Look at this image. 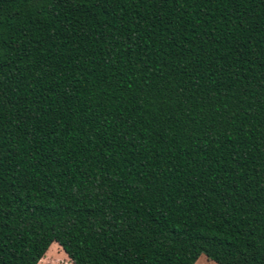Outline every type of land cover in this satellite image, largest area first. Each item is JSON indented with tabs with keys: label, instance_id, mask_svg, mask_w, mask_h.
Returning <instances> with one entry per match:
<instances>
[{
	"label": "trees",
	"instance_id": "1",
	"mask_svg": "<svg viewBox=\"0 0 264 264\" xmlns=\"http://www.w3.org/2000/svg\"><path fill=\"white\" fill-rule=\"evenodd\" d=\"M264 264V0H0V264Z\"/></svg>",
	"mask_w": 264,
	"mask_h": 264
},
{
	"label": "rangeland",
	"instance_id": "2",
	"mask_svg": "<svg viewBox=\"0 0 264 264\" xmlns=\"http://www.w3.org/2000/svg\"><path fill=\"white\" fill-rule=\"evenodd\" d=\"M43 257L44 259L42 260V262H39L37 264H73L56 242L51 243ZM193 264L216 263L209 260L204 254H201Z\"/></svg>",
	"mask_w": 264,
	"mask_h": 264
},
{
	"label": "crops",
	"instance_id": "3",
	"mask_svg": "<svg viewBox=\"0 0 264 264\" xmlns=\"http://www.w3.org/2000/svg\"><path fill=\"white\" fill-rule=\"evenodd\" d=\"M43 256H44V255H43ZM43 256H42V257H41V259L38 261V263H39V262H42V260L44 259V257H43Z\"/></svg>",
	"mask_w": 264,
	"mask_h": 264
}]
</instances>
